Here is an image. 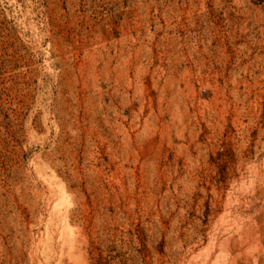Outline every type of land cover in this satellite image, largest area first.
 I'll use <instances>...</instances> for the list:
<instances>
[{"label":"rangeland","instance_id":"1","mask_svg":"<svg viewBox=\"0 0 264 264\" xmlns=\"http://www.w3.org/2000/svg\"><path fill=\"white\" fill-rule=\"evenodd\" d=\"M0 264H264V0H0Z\"/></svg>","mask_w":264,"mask_h":264}]
</instances>
